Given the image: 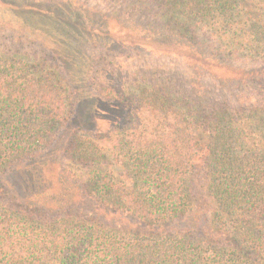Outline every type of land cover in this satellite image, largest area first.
I'll list each match as a JSON object with an SVG mask.
<instances>
[{
    "label": "trees",
    "instance_id": "obj_1",
    "mask_svg": "<svg viewBox=\"0 0 264 264\" xmlns=\"http://www.w3.org/2000/svg\"><path fill=\"white\" fill-rule=\"evenodd\" d=\"M110 1L140 14L127 34L224 76L191 96L109 89L126 121L73 137L55 178L20 180L75 120L95 61L62 43L83 30L59 15L62 66L0 52V264H264V0Z\"/></svg>",
    "mask_w": 264,
    "mask_h": 264
},
{
    "label": "rangeland",
    "instance_id": "obj_2",
    "mask_svg": "<svg viewBox=\"0 0 264 264\" xmlns=\"http://www.w3.org/2000/svg\"><path fill=\"white\" fill-rule=\"evenodd\" d=\"M122 7L124 10L110 0H0V52L3 55L16 52L20 57L33 58L31 62L42 59L48 67L62 66L54 51L59 56L67 52L56 43L52 32L57 28L67 33L66 26H53L54 17L59 15L65 17L66 25L74 23L84 31L73 38L66 37L65 41L60 38L62 43L76 46L89 61H95L93 79L88 77L79 84L82 96L88 98L81 99L75 120L60 132L43 157L18 164L20 169L14 175L21 172L20 180H26L33 167L46 169L48 175L54 177L65 166L64 156L73 137L92 130L107 133L126 121L130 104L106 97L109 89L132 92L146 84L169 85L174 91L188 92L191 96L196 93L199 82L214 86L219 84L217 79L224 76L225 71L215 67L195 68L181 53L158 50L152 39H145L142 33L127 34L123 27L137 22L140 14L131 7ZM90 32L96 36L92 37ZM197 192L199 197L198 188Z\"/></svg>",
    "mask_w": 264,
    "mask_h": 264
}]
</instances>
